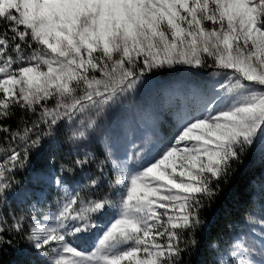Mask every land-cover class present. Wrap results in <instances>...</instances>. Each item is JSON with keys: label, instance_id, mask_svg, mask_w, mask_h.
Listing matches in <instances>:
<instances>
[{"label": "snow or ice", "instance_id": "6c2138e0", "mask_svg": "<svg viewBox=\"0 0 264 264\" xmlns=\"http://www.w3.org/2000/svg\"><path fill=\"white\" fill-rule=\"evenodd\" d=\"M206 59L229 70L219 85L229 103L215 107L213 97L206 115L183 125L148 164L116 185L112 196L118 199L104 195L81 203L73 192L51 224L33 225L28 239L38 253H55L51 264H182L185 243L196 244L185 234L200 226L202 199L215 195L213 181L264 134V0H0V121L17 107L35 117L22 115L23 127L15 131L0 123V134L24 145L23 151L0 146L6 153L0 197L29 150L65 121L133 90L154 67L199 68ZM36 129L39 134L31 135ZM90 162L85 154L75 165L83 169ZM86 186L99 182L90 179ZM110 209L112 219L94 250L68 242L67 235L94 227L93 215ZM13 228L21 230L19 220ZM252 251L237 240L224 264H264V248L259 261Z\"/></svg>", "mask_w": 264, "mask_h": 264}, {"label": "rangeland", "instance_id": "374dc122", "mask_svg": "<svg viewBox=\"0 0 264 264\" xmlns=\"http://www.w3.org/2000/svg\"><path fill=\"white\" fill-rule=\"evenodd\" d=\"M209 65H213L211 59H206L205 65L199 68L188 65L154 67L141 76L133 90L121 93L107 104L94 106L77 115L74 120L63 123L68 128L69 149L82 155L87 154L91 162L80 169L75 179L70 176L54 177L46 171L34 174L28 186L33 193L26 195L29 202H32L29 203L30 213L25 218V223H22L25 232L21 248L23 256L17 259L16 264H51L55 258V253L51 250L40 252L39 259L32 254L36 250L28 239L30 229L35 224H51L52 214L73 192L79 193L81 203L104 195L118 199V196H112L117 190L116 185L119 183L122 186L129 174L148 164L173 140L183 125L202 114L206 115L205 106L213 97L215 107H224L229 103L230 97L219 88L221 82H226L229 70ZM217 92L220 93L218 96ZM48 103L52 106L54 101ZM252 142L260 147L264 156V134H258ZM96 149L100 151V157H96ZM262 168L254 183L257 185L254 193L263 194L262 200L253 201L233 231L227 246L223 247V252L228 257L231 245L240 240L253 250L254 260L262 259L260 249L264 248L261 243L264 240V165ZM104 171H108L112 187L86 186L89 183L86 178L90 172L100 174ZM57 180L62 181V184L57 185ZM97 180L100 184V177ZM114 211L115 209H110L93 215L91 223L94 227L82 233L67 235L66 239L78 250H94ZM69 258L72 257L69 255ZM7 262L2 260L0 264H8Z\"/></svg>", "mask_w": 264, "mask_h": 264}, {"label": "trees", "instance_id": "16d2710c", "mask_svg": "<svg viewBox=\"0 0 264 264\" xmlns=\"http://www.w3.org/2000/svg\"><path fill=\"white\" fill-rule=\"evenodd\" d=\"M29 52L30 50L25 55ZM22 115L29 120L35 119L17 107L11 119L0 121V123L10 125L15 131L18 126L23 127L20 119ZM40 131L36 129L31 135L39 134ZM9 145L19 147L23 151L22 141L13 143L5 138V134H0V146L8 147ZM94 153L96 157H100L98 149ZM262 153L260 147L254 142L245 145L239 159L231 162L227 173L218 181H213L215 195L211 199L207 197L202 199L204 207L200 211V226L191 234H185L186 241L195 239L196 244L185 243L187 250L182 255V264H224L229 259L224 254L223 247L227 246L233 231L253 201L262 200L263 194L254 193V187L257 186L254 183L264 165ZM5 155L6 153L0 151V159ZM84 157L85 155L69 149L68 128L65 124H61L57 134L43 138L39 148L29 150L23 166L17 167L13 173L9 174L12 177L11 186L0 197V224L5 228V231L0 233L3 241L0 243V261L6 260L8 264H16L17 259L23 256L21 248L24 245L25 232L22 223H25V218L30 213L29 203L32 204V202H29V197L26 195L33 193L28 186L34 174L46 171L54 177L70 176L75 179L80 172V169L76 168L75 160ZM98 177L101 179L99 186H109L111 183L108 171L100 172V174L90 172L86 181L97 180ZM17 220L21 223L20 231L13 228ZM32 254L36 255V259L41 256L36 251H32Z\"/></svg>", "mask_w": 264, "mask_h": 264}]
</instances>
